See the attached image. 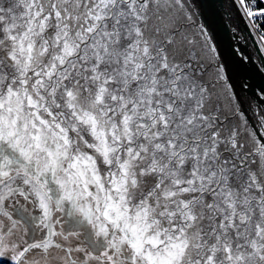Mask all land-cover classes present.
<instances>
[{
    "label": "snow or ice",
    "instance_id": "snow-or-ice-1",
    "mask_svg": "<svg viewBox=\"0 0 264 264\" xmlns=\"http://www.w3.org/2000/svg\"><path fill=\"white\" fill-rule=\"evenodd\" d=\"M199 8L0 0V264H264V87Z\"/></svg>",
    "mask_w": 264,
    "mask_h": 264
},
{
    "label": "water",
    "instance_id": "water-1",
    "mask_svg": "<svg viewBox=\"0 0 264 264\" xmlns=\"http://www.w3.org/2000/svg\"><path fill=\"white\" fill-rule=\"evenodd\" d=\"M196 20L206 25L237 91H240L241 83L245 82L253 89L264 87V74H261L264 71L261 68L264 52L258 51L264 45L260 44V37L237 0H200ZM241 50L246 57L243 62ZM15 239L23 243L30 237H25L22 231H18ZM52 264H58V261H53Z\"/></svg>",
    "mask_w": 264,
    "mask_h": 264
},
{
    "label": "trees",
    "instance_id": "trees-1",
    "mask_svg": "<svg viewBox=\"0 0 264 264\" xmlns=\"http://www.w3.org/2000/svg\"><path fill=\"white\" fill-rule=\"evenodd\" d=\"M245 3L253 9L264 8V0H245ZM255 24H253L258 36L264 34V17H254Z\"/></svg>",
    "mask_w": 264,
    "mask_h": 264
},
{
    "label": "rangeland",
    "instance_id": "rangeland-1",
    "mask_svg": "<svg viewBox=\"0 0 264 264\" xmlns=\"http://www.w3.org/2000/svg\"><path fill=\"white\" fill-rule=\"evenodd\" d=\"M253 24V23H252Z\"/></svg>",
    "mask_w": 264,
    "mask_h": 264
}]
</instances>
